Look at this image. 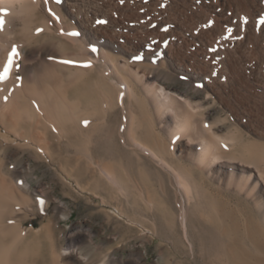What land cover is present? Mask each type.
I'll return each mask as SVG.
<instances>
[{"label": "bare ground", "instance_id": "1", "mask_svg": "<svg viewBox=\"0 0 264 264\" xmlns=\"http://www.w3.org/2000/svg\"><path fill=\"white\" fill-rule=\"evenodd\" d=\"M261 2L0 0V18L5 21L0 29V264H148L147 250L141 245L124 253V243L119 245L123 240L116 236L115 244L106 248L111 240L99 236L84 220L72 226L62 224L73 214L71 204L53 199L49 189L33 184L27 151L37 160L59 162L57 170L70 183L75 181L81 190L88 188L68 170L74 163L89 167L94 161L89 150L88 162L81 155L83 148L77 154L72 151L74 137L81 134H76L74 125L83 131L88 115L94 114L81 108L84 89L81 97H72V73L76 67L78 77L85 81L84 76L99 61L116 77L108 108L116 104L117 91L122 105L145 97L161 149L138 140L135 114L124 131L127 140L170 168L184 192L186 199L175 215L181 241L173 239L171 248L191 263L198 260L190 229L191 206L201 189L243 197L259 209L264 224V72L257 56L251 57L247 50L248 42L259 43L264 26H255L257 31L250 27L251 32L245 34L242 25L247 20L241 19L236 26L232 14L236 5L244 17L248 13L258 22L264 11ZM90 3L95 5L90 8ZM100 20L107 23H97ZM201 20L206 33L200 29ZM229 26L235 28L230 27V33ZM211 33L220 34L222 40L216 39L215 50H204L202 40L213 45L207 39ZM13 49L18 53L15 56ZM58 50H64L60 52L66 57L63 64L54 57ZM72 56L78 58L76 65ZM60 67L63 74L57 70ZM173 76L186 79L188 89L174 86ZM200 90L206 96L196 100L193 92ZM213 108L225 116L212 120ZM169 158L186 171L177 169ZM99 168V183L105 189L117 194L129 190L112 165ZM196 170L201 172L199 178ZM52 201L55 205L50 210ZM38 215L39 226L27 224ZM116 215L113 212L110 217ZM139 230L148 238L144 226Z\"/></svg>", "mask_w": 264, "mask_h": 264}, {"label": "rangeland", "instance_id": "2", "mask_svg": "<svg viewBox=\"0 0 264 264\" xmlns=\"http://www.w3.org/2000/svg\"><path fill=\"white\" fill-rule=\"evenodd\" d=\"M263 2L264 0L261 2L264 7ZM90 4H87V6L92 8L94 3ZM235 6H233L232 14L235 15V23L238 24L236 26H239L241 19L244 21L246 16L244 17L245 14L242 10H239L237 6L238 9L235 8ZM262 12L260 18L264 17V11ZM236 14H241L242 17L239 16L237 19L238 15L236 17ZM248 16L247 13V24L242 25V31H245V34L251 32L250 27L253 31H257V28H254L255 26L260 29L263 28L264 25L260 23V18L256 22L255 19ZM255 23L256 25H254ZM204 25V20H201L200 29L206 33V25L205 27ZM230 27L232 26L228 27V32L229 30L232 31L233 27L231 29ZM219 35L218 33L207 34V39L212 42L214 48L213 45L210 47L206 41L202 40L201 46L204 48L206 45L204 50H215L216 41L221 38ZM211 38L212 40L215 38V42L211 41ZM260 41L258 44L255 43L256 45L254 42H248L247 46L249 47H247V50L248 54L252 55L251 57L257 56L262 72H264V51L263 54L261 53L264 50V31L261 33ZM62 51L64 50H58L56 52L58 55L55 54L56 56H54L60 64H63L66 58L60 53ZM72 57L74 60V56ZM76 60H74V65L77 63H75ZM58 69L62 70L59 72ZM57 70L60 74L64 73L61 67ZM74 70L76 73H74ZM18 72L21 76L22 72ZM72 75L74 79V86L71 91L72 97L75 99L81 97L84 89L86 96L81 99V108H87L89 114L90 112L94 113L88 115L87 119L90 118V120L83 127V131H80L74 125L76 134H81L74 137L72 151L77 154V151L83 148L81 155L83 158L85 157L84 161L88 162L89 158L86 152L89 150L94 155V161H91L89 167L87 163L79 165L74 163L68 167V170L72 173L73 179H78L83 184L89 185L88 188L81 190L75 181L72 180L70 183L62 171L57 170L60 167L59 162L50 164L42 159L37 160L30 155L29 151L26 152L27 157L32 159L33 184L46 187L53 199H64L73 207V214L64 219L61 222L62 224L72 226L84 220L85 223L94 226L99 236L111 240L105 245L106 248L113 243L115 244L114 239L116 236L119 240H123L119 245L121 247L124 243V253L141 245L147 250L146 261L148 264H264V224L261 213L252 202L237 196L234 192L201 189L197 203L191 206L193 225L190 233L200 254L196 262L191 263L187 260L185 254L171 248L173 239L177 243L181 241L182 229H180L175 215L180 211V202L183 197L186 199L184 192L178 184L175 173L170 168L163 165L152 154L144 152L140 147L127 140L125 134L131 122L130 119L135 114L134 129L138 140L146 141L157 151H160L157 135L154 133L152 126V110H150V106L148 107L145 97L140 100H127L126 104L122 105L119 102L117 91L115 95L117 97L115 99L116 104H112L113 108L112 106H110L111 109L108 108V98L111 93L116 91H114L116 89L114 81L116 77L111 75V72L107 70V67L101 61L89 70L87 77L84 76L85 81L78 77L76 67H74ZM172 80V84L176 87L181 89H188L189 87L186 79L173 76ZM84 82L86 83L84 84ZM83 86H86V88H83ZM193 95L196 100H199L204 98L206 93L200 90L193 92ZM212 113V120L225 116V113L217 108H213ZM79 122L81 121H77V123ZM170 161L177 169L186 171L185 166H180L177 160L170 159ZM106 163L116 169L122 181L125 180L124 184L130 185L129 190L117 194L110 191V189H105L104 185L101 184L102 182L99 183V179L102 177L99 165ZM184 163H187V161H184ZM195 175L199 178L201 172L196 170ZM78 191L81 195H75ZM54 205L55 201H52L50 210L53 209ZM113 212L118 214L117 217H110ZM27 224L39 226L41 216L38 215L28 221ZM143 226L148 231V238L140 235L139 229ZM99 236L97 238L101 240ZM86 251L93 252L90 248H86Z\"/></svg>", "mask_w": 264, "mask_h": 264}, {"label": "snow or ice", "instance_id": "3", "mask_svg": "<svg viewBox=\"0 0 264 264\" xmlns=\"http://www.w3.org/2000/svg\"><path fill=\"white\" fill-rule=\"evenodd\" d=\"M121 2H123V0H121ZM245 19H247V18H245ZM4 23H5V21L2 19V18H0V29H2L3 28V26H4ZM97 23H107V21H102V20H100V21H97ZM260 23L262 24V25H264V17H261L260 18ZM229 31H231V30H229ZM72 35H79V33L78 32H73V33H71ZM93 50H95V49H93ZM18 53L16 52V50L15 49H13V51H12V55L13 56H15V55H17ZM137 58H139V57H137ZM68 63H71V61H67ZM9 64H11V60H9ZM7 72H8V69H5V76L7 75ZM40 203L41 204H43V200H41L40 201Z\"/></svg>", "mask_w": 264, "mask_h": 264}]
</instances>
